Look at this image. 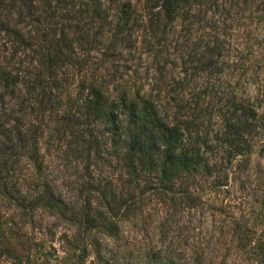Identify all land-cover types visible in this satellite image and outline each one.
I'll return each instance as SVG.
<instances>
[{
    "label": "rangeland",
    "instance_id": "1",
    "mask_svg": "<svg viewBox=\"0 0 264 264\" xmlns=\"http://www.w3.org/2000/svg\"><path fill=\"white\" fill-rule=\"evenodd\" d=\"M1 1L6 2V7L12 4L9 0ZM19 1H15L7 16L10 21H4L6 25L18 26L27 38L37 30L38 22L33 20L37 11L44 14L53 2L40 6L42 0H34L38 6L29 9L24 6L23 17H19L16 12ZM118 1L131 4L125 33L129 31L130 35L131 31L133 41L117 43L118 51L110 56L109 50L108 60L94 51L85 68L78 70L71 66L60 70L59 77H63L64 70L67 73L61 102L58 110L45 114L44 133L38 142L43 173L47 174L55 195L65 201L70 199V203L85 209L91 217L100 212L101 223L80 230L62 217L56 207L35 201L42 189L40 181L32 177L38 159L28 156L19 146L10 155L13 163L4 164L0 160V183L7 180L5 190L0 185V264H195L194 257L200 252L198 244L208 239L216 243L217 235L225 240L213 248L208 244L205 260L212 264L223 261L256 264L250 251L230 245L233 243L226 238L232 225L228 221L230 211L251 223L257 216L258 231L264 229V0H188L169 19L157 20L152 30L146 27V19L150 11H161L163 0ZM103 2L109 5L108 18L114 17L115 21V16L120 15L115 8L116 0ZM3 18H0V74L9 63L11 68L15 65L24 70L33 68L39 58L36 45L14 41L1 23ZM47 21L48 26L52 24L51 17ZM95 22L94 31L100 28ZM105 34L96 41L98 46L107 44L111 31ZM214 44L217 47L212 55L210 48ZM93 68L112 81L120 73L124 74L122 79H133L140 91H145L167 111L170 120L182 122L187 137L204 145L205 156L221 170H213L206 178L205 174L199 175L202 171L196 174L189 189L195 194L201 192V198L193 199L192 195L179 191L165 196L154 189H135L123 184V171L114 160L117 152L109 143L108 150L100 155L103 158H94L91 151L90 169L103 180L121 181L115 186V196L108 192L104 202L93 194L83 203L85 207L81 206V199L71 197L74 190L71 191L70 180L87 172V152L80 143L71 145L72 150L77 145L78 152L64 146L67 140H73L68 131L57 140V136H62L57 133V117L71 108L67 105L68 98L76 96L78 82L89 77ZM7 90L9 87L4 85L1 75L0 98L3 96L5 103L10 99ZM243 105L257 111L255 121L241 113ZM30 119L32 116H26L21 124L23 129ZM228 121L239 122L241 126L248 123L249 133L237 137L236 147L223 150L228 145L222 147L219 137ZM5 128L0 129V147L9 144L4 139ZM53 130L55 134H49ZM239 148L243 151L238 152ZM228 150L233 154L230 157ZM217 174L222 176V185L218 192L208 195L207 181ZM242 210L243 214L239 213Z\"/></svg>",
    "mask_w": 264,
    "mask_h": 264
},
{
    "label": "trees",
    "instance_id": "2",
    "mask_svg": "<svg viewBox=\"0 0 264 264\" xmlns=\"http://www.w3.org/2000/svg\"><path fill=\"white\" fill-rule=\"evenodd\" d=\"M15 1L9 0L12 4L6 7V2L2 3L0 0V18L4 17L1 23L5 25V30L14 36V41L16 40L17 43L36 45L35 51L39 54V58L33 68L26 66L27 70H24L25 68H21L20 65L11 68L8 66L9 63L0 74V76L3 75L4 85L9 87L7 93L10 98L6 103L3 96L0 98L2 106L0 129L6 126L2 131L6 142L9 141V144L4 143L3 147H0V160L4 161V164L5 161L7 164L13 163L11 156L21 146L22 151L28 156L38 159L34 171L36 174L32 177L40 181L42 189L36 194L35 201L56 207L62 217L75 223L80 230L95 227L101 223L100 212L91 217L85 209H79L77 205L70 203V199L65 201L62 196L55 195L47 174L43 173V160L39 159L38 142L44 133L45 114L55 112L61 102L60 93L67 81L64 73L66 76L67 73L64 70L63 77H59L60 70L69 69L71 66L78 70L85 68L90 61L88 58L94 51H99L101 58L108 60L109 50L111 56L117 50V43L123 40L133 41L130 36L132 32L130 31V35L129 31L125 33L127 18L132 12L131 4L116 0L115 8L120 15L115 16V21L113 17L112 21L108 18L109 5L104 4L103 0H42L43 4L41 3L40 6L47 1L53 4L50 3V6L48 4L44 14L41 10L37 11L33 18L38 22L37 30L25 38L18 26L6 25L4 21H10L7 16L14 8ZM33 1L21 0L18 5L16 4L19 17H23L24 6H28V9L38 6ZM187 2L188 0H163L161 11L148 13L150 16L146 19L148 24L146 27L150 30L154 29L157 20L169 19L177 8H182V3ZM6 9L8 10L3 13ZM48 16L52 20L49 26L47 25ZM93 22L98 23L100 28L94 31ZM106 31H111L107 44L98 46L96 41L102 40ZM29 38L31 42H28ZM216 47L214 44L210 48L212 55ZM104 60H101L102 64ZM209 63L211 64L212 61L210 60ZM99 73L93 68L89 77L85 76L78 82L76 96L73 99L69 97L67 101V105L71 108L68 107L57 117L59 120V126L58 123L56 124L57 133L62 134L56 137L57 140L68 131L73 140H67L64 146L72 150V143H80L84 145L83 150L87 152L85 167L87 172L80 173L77 178L70 180L71 191L74 190L71 197L81 199V206L85 207L84 205L93 194L95 197L99 196V200L104 202H107L108 192L114 193L113 197L115 196V186L121 181L117 182L112 178L103 180L90 169L89 159L93 156L90 154L91 151L93 150L95 154L94 158H103L100 155L108 150L106 146L109 143L110 148L117 152L116 156L114 154V160L118 161L120 172L123 171L121 173L124 177L123 184L126 183L135 189H154L155 192H161L165 196L179 191L181 194L192 195L193 199L201 198V192L198 191L195 194L189 189L190 184L194 183L196 174L202 171L199 175L205 174L206 178L212 174L213 170H221L216 167V162H210L205 156L204 145L187 137L182 130V122L170 120L167 111L160 108L145 91H140L133 79L132 81L130 78V81L122 79L124 74L120 73L119 78H114L112 81L105 78L106 74ZM13 100L14 103H12ZM7 103L16 106L7 105ZM243 108L241 113L246 119L255 121L257 111L249 105H243ZM26 116H32V119L28 120L29 125L23 129L21 124L26 120ZM248 129V123L241 126L239 122L228 121L219 137L222 147L228 145L223 150L230 149V146L236 147L235 140H238L237 137L241 134L249 133ZM49 134H55L54 130ZM8 149L9 152L6 153ZM72 151H79L77 145ZM242 151L243 148H239L238 152ZM229 153L228 150L227 156L233 155ZM107 161L111 162L112 158H107ZM221 177L217 174L207 181L208 195L218 192L220 184L222 185ZM6 184L7 180H2L0 183L3 190L6 189ZM239 213L243 214V210ZM236 215L237 213L230 211L228 221H231L232 225L229 226V236L226 239L229 243H233L230 245L248 250L246 252L250 251L256 264H264V229L258 231L260 229L256 223L258 220H255L257 216L251 223L248 220L242 221L243 216ZM102 218L106 216L103 215ZM110 223L115 226V221L111 220ZM223 239L217 235L216 243ZM216 243L210 239L200 242L197 246L200 248L199 255L194 257L195 264H212L205 260L204 250L209 245L213 248ZM217 264H227V262Z\"/></svg>",
    "mask_w": 264,
    "mask_h": 264
}]
</instances>
